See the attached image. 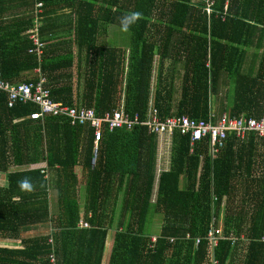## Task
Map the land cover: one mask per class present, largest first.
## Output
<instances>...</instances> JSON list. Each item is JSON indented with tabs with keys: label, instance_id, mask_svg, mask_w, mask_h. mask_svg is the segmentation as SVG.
I'll return each mask as SVG.
<instances>
[{
	"label": "trees",
	"instance_id": "trees-1",
	"mask_svg": "<svg viewBox=\"0 0 264 264\" xmlns=\"http://www.w3.org/2000/svg\"><path fill=\"white\" fill-rule=\"evenodd\" d=\"M82 3L74 25L75 44L89 55L81 94L70 54L58 60L45 48L40 61L28 54L32 44L23 33L32 26L33 7L24 21L0 24L3 79L34 83L38 76L32 72L39 70L54 103L86 106L101 115L117 108L124 94L125 110L142 118L152 101L162 118L188 115L206 122L214 112L212 97L221 84L233 82L232 100L222 112L230 118L264 116V0ZM132 12L143 15L128 32L127 50L97 46L102 24L120 25ZM250 49L262 54L257 70L247 73ZM156 56L160 70L153 98ZM167 59L182 72L164 74ZM9 104L0 93V173L8 178L0 187V241H19L47 224L52 233L23 239L20 249L0 247V264H49L53 253L57 264H101L114 223L108 264H264V139L252 134L239 141L230 134L213 157L207 140L191 152L190 140L176 134L165 146L169 166L159 174L160 142L145 128L104 133L93 163L90 130L52 116L31 120L37 106ZM24 177L31 178L33 191L19 188ZM82 215L89 229H78ZM157 216L162 225L152 238L148 225ZM217 231L221 237L214 245L209 234Z\"/></svg>",
	"mask_w": 264,
	"mask_h": 264
},
{
	"label": "built area",
	"instance_id": "built-area-1",
	"mask_svg": "<svg viewBox=\"0 0 264 264\" xmlns=\"http://www.w3.org/2000/svg\"><path fill=\"white\" fill-rule=\"evenodd\" d=\"M213 1L209 3V6ZM43 1L35 0L33 8V23L30 30L26 33L28 40L32 44V48L28 51L29 55L35 56L38 61L44 51V44L39 38V21L43 11ZM210 7L208 12L210 13ZM34 73L38 76L37 82L27 84L12 85L3 79L0 70V93H4L9 98V106L12 108L16 104L23 105L32 104L37 106V110L30 113L31 120H43L44 117H57L69 122L72 126H82L92 132V141L94 145V157L97 152V144L101 141L104 133H112L113 131L125 130L132 131L136 128H145L150 135L157 136L162 144L171 145L174 136L178 134L180 137L190 140L191 152L195 146L207 140L209 142L210 154L215 156L216 153L224 147L227 136L234 134L239 141L246 140L250 135L254 134L259 139H264V116L257 120L254 117L240 116L238 118H230L227 114L222 113L216 116L214 112L210 115L209 121L194 120L188 115L170 116L162 118L158 109L150 101L149 109L145 117H141L139 113H129L124 107V94L121 95L120 104L117 108L106 111L101 115H97L93 108H87L81 105H67L63 103H54L50 99V93L47 89L46 81L39 76V70ZM79 229H89L87 223L81 222ZM221 237V231L211 232L209 238L213 244H217V237ZM157 239H153L152 243H157ZM49 245H53L52 240L48 241ZM200 242L197 241L196 245ZM53 252V251H52ZM49 264H57L54 253L49 258Z\"/></svg>",
	"mask_w": 264,
	"mask_h": 264
},
{
	"label": "crops",
	"instance_id": "crops-1",
	"mask_svg": "<svg viewBox=\"0 0 264 264\" xmlns=\"http://www.w3.org/2000/svg\"><path fill=\"white\" fill-rule=\"evenodd\" d=\"M43 2H44V8L42 12V17L39 21V38L41 42L44 44V49L45 48L47 49V55L51 58H55L58 60L66 58L71 55V57H73L74 60V66L71 72L76 77L80 74L84 75L86 69V60L89 57V55H86L84 51L79 50L78 47L76 46L75 31H74V27H75L74 25L77 17L76 9L78 10L82 9V6L85 5L82 3L83 0H44ZM34 3L35 0H0V21H1L0 24L3 22L6 24L7 27L9 23L14 21L13 19L15 18H19L20 21H24V19L30 15L32 7L34 8L33 6ZM8 32L10 34V31ZM122 34L123 32L120 30V25L102 24L100 26L99 34L96 38L97 46L103 45L109 49L111 48L115 50H125V49L127 50L129 41L128 38H126L127 43L126 45H123L121 41ZM24 35H26V32L23 33V36ZM129 40H130V35H129ZM257 57L259 56L257 53H255L254 49L248 50L246 62L243 68L244 72L248 73L254 71V69L255 71L257 70L259 64ZM174 68L176 70H179V72H182L180 64L175 65V62H173L171 59H167L166 61H164L163 63L164 74H169L170 70ZM159 70H160V57L156 56L154 62V76L156 74V79L153 76V80H152V86H154L152 87L153 98L155 95V87L158 80ZM26 75L28 74H24V76ZM33 75L35 76L36 74ZM76 77H74L73 82L75 88L77 89V84H75V81H77L78 83L80 81L75 80ZM178 84L179 82H177V85ZM220 88L221 89L219 95L222 94V98L220 97V99L217 98L216 100V106L218 107V111H216V113L214 112L216 116H219L223 113L222 106L226 105L224 101L227 102L226 101L227 85L221 84ZM78 89H79V85H78ZM220 106L221 109L219 108ZM164 145L165 144H162L160 142V148L158 153V168L162 169L163 167L162 170H164V168H167L169 165L168 163L169 160L167 159L168 156L165 155L164 153V149H165ZM168 147H170V145ZM41 172L43 173V171ZM7 184H8L7 174L0 173V187L4 188L7 186ZM49 195H50L49 201L51 205V210L52 213L55 215L57 214V210H58L57 198L53 190L50 191ZM79 198H80V203L82 204V206H84L85 196L82 197L80 193ZM157 218H159V220L161 219L160 216H157ZM81 222L86 223L83 215ZM116 226L117 225L114 224L112 229L107 233L101 264L109 263ZM148 226H149L148 227L149 233L152 234V238L159 235L161 228H156L157 226L156 222L154 221L149 222ZM50 233H52V226L51 224L50 225L47 224L44 226L33 228L28 233H24L22 235L21 240L23 239L25 240L28 237L46 236ZM21 240L19 241L1 240L0 247H14L20 249Z\"/></svg>",
	"mask_w": 264,
	"mask_h": 264
},
{
	"label": "rangeland",
	"instance_id": "rangeland-1",
	"mask_svg": "<svg viewBox=\"0 0 264 264\" xmlns=\"http://www.w3.org/2000/svg\"><path fill=\"white\" fill-rule=\"evenodd\" d=\"M126 38H128V41H129V33H123L122 35H121V41H122V44L123 45H126V43H127V40H126ZM257 54H258V56H259V58H261L260 56H261V54H262V52H257ZM259 58L257 57V59H258V61H259ZM32 74H35L34 72H32ZM84 75H82V74H80V75H78L77 77L76 76H74V77H76L75 78V80H79L80 82L78 83L77 81H75V84H77V89H76V92L78 93V94H81V92H82V88H83V77ZM79 77H80V79H79ZM154 78L156 79V74H155V76H154ZM232 83L233 82H231L230 84H228V83H226L227 84V98H226V101L227 102H225L224 101V103H226V105H228V103L229 102H231V100H232V97H233V85H232ZM78 85H79V89H78ZM154 85H155V83H154ZM154 87V86H153ZM220 97L222 98V94L221 95H218V97L217 96H213L212 97V100H211V107H212V109L214 110V112L216 113V111H218V107L216 106V100H217V98H219L220 99ZM225 106V105H224ZM220 109H221V106L219 107ZM220 109H219V111H220ZM166 145V144H165ZM165 145H164V148H165ZM166 151H165V149H164V153H165ZM168 157H170V154H169V152H168V155H167ZM168 157H167V159H168ZM169 160V159H168ZM169 163V162H168ZM169 166V165H168ZM162 169H163V167H162ZM162 169H159V174H160V172L162 171ZM261 170H263V167L261 168ZM81 193V195H82V197L83 196H85V194H86V190H85V184H82L81 183V186H80V192H79V194ZM154 222H156V228H161V219L159 220V218H157L156 219V221L155 220H153ZM115 224V223H114Z\"/></svg>",
	"mask_w": 264,
	"mask_h": 264
},
{
	"label": "clouds",
	"instance_id": "clouds-1",
	"mask_svg": "<svg viewBox=\"0 0 264 264\" xmlns=\"http://www.w3.org/2000/svg\"><path fill=\"white\" fill-rule=\"evenodd\" d=\"M142 15L143 14L141 12H132V13H128L124 15L123 17H121L120 18V30L123 33H128L130 31L131 26L135 24L136 22H138L142 18ZM17 184L19 188L23 191H33L35 187L31 178L29 177L22 178L21 180L17 182ZM80 230H84V229H80Z\"/></svg>",
	"mask_w": 264,
	"mask_h": 264
},
{
	"label": "water",
	"instance_id": "water-1",
	"mask_svg": "<svg viewBox=\"0 0 264 264\" xmlns=\"http://www.w3.org/2000/svg\"><path fill=\"white\" fill-rule=\"evenodd\" d=\"M92 162H93V163L95 162V157H93Z\"/></svg>",
	"mask_w": 264,
	"mask_h": 264
}]
</instances>
